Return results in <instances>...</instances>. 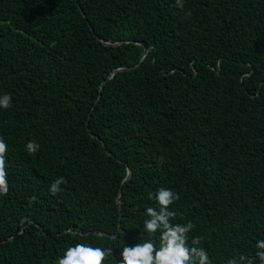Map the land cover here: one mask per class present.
Masks as SVG:
<instances>
[{"label":"trees","instance_id":"obj_1","mask_svg":"<svg viewBox=\"0 0 264 264\" xmlns=\"http://www.w3.org/2000/svg\"><path fill=\"white\" fill-rule=\"evenodd\" d=\"M183 3L0 0V264H58L76 243L111 247L105 264L125 244L159 247L143 222L160 188L212 264H260L264 0Z\"/></svg>","mask_w":264,"mask_h":264},{"label":"clouds","instance_id":"obj_2","mask_svg":"<svg viewBox=\"0 0 264 264\" xmlns=\"http://www.w3.org/2000/svg\"><path fill=\"white\" fill-rule=\"evenodd\" d=\"M177 7L183 9V0H176ZM190 15V13H189ZM12 97L4 94L0 97V108L11 107ZM40 145L35 141H29L26 145L27 152L35 154ZM8 144L3 137H0V195L6 196L9 193L8 174L6 171V156ZM66 183L64 177H59L50 185V193L55 196L62 191L61 185ZM149 198H154L158 209L148 207L144 220L146 233L159 236V247L153 239L144 240L134 246H125L121 251V260L117 264H212L208 252L197 245L200 244V237L192 239L189 244L188 234L196 227L189 221L187 224L172 223L177 216L175 211L170 210V205L179 200V195L168 188H160L154 197L150 193ZM35 200L36 197L30 198ZM256 257L260 264H264V240L256 242ZM113 253V249L92 246L88 243H76L67 247L63 256L58 259V264H105V261ZM227 264H253V260L241 254L238 259L227 260Z\"/></svg>","mask_w":264,"mask_h":264},{"label":"water","instance_id":"obj_3","mask_svg":"<svg viewBox=\"0 0 264 264\" xmlns=\"http://www.w3.org/2000/svg\"><path fill=\"white\" fill-rule=\"evenodd\" d=\"M105 44H107V43H105ZM135 44H137V43H135ZM108 45H111V44H108ZM112 45H118V43H116V44H112ZM141 45V44H140ZM142 46V45H141ZM146 53H147V49L146 48H144V56H143V58H142V60L136 65V66H134V67H127V68H120V69H116V70H114L112 73H111V75H113V73H115V72H121V71H128V70H131V69H133V68H136V67H138L140 64H141V62L143 61V59H145L146 58ZM97 140H99L101 143H102V141L98 138V137H95ZM102 146H103V148L105 149V146H104V144L102 143ZM107 154L108 155H110L108 152H107ZM129 175H130V172H127V177L122 181V183H124L127 179H128V177H129ZM117 201V204H118V207H119V210H120V201H119V199H117L116 200ZM109 237H113V236H109Z\"/></svg>","mask_w":264,"mask_h":264}]
</instances>
